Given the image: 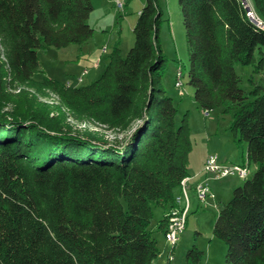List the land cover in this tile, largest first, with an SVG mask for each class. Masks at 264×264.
<instances>
[{
	"label": "trees",
	"instance_id": "obj_1",
	"mask_svg": "<svg viewBox=\"0 0 264 264\" xmlns=\"http://www.w3.org/2000/svg\"><path fill=\"white\" fill-rule=\"evenodd\" d=\"M177 3L193 100L205 113L234 112L231 130L254 166L218 208L213 234L226 245L225 264H264V87L251 78L246 94L235 71L250 66L264 77V30L237 0ZM251 5L264 14V0ZM92 11L91 0H0V99L10 101L8 88L37 82L40 49L86 42ZM162 21L158 0H146L133 45L124 57L113 50L99 77L73 88L38 82L75 120L127 132L121 143L63 132L33 108L0 116V264H153L152 208L163 210V235L192 149L186 116L176 122L161 83ZM202 254L193 246L187 263Z\"/></svg>",
	"mask_w": 264,
	"mask_h": 264
},
{
	"label": "rangeland",
	"instance_id": "obj_2",
	"mask_svg": "<svg viewBox=\"0 0 264 264\" xmlns=\"http://www.w3.org/2000/svg\"><path fill=\"white\" fill-rule=\"evenodd\" d=\"M145 1L123 0V5L119 7L115 0H91L93 11L87 23L93 29L92 36L81 44H70L61 48L45 46L40 49L38 51L40 68L33 76L37 82H31L25 87L8 88L7 92L11 94V99L10 101L0 99V116L4 115L5 118L11 115L22 116L17 114L20 110L33 108L48 117L55 118V124L63 132L92 133L109 144L121 143L127 132L109 129L93 121L75 120L60 103L58 97L48 89L42 88L38 82L43 77H47L63 85L69 83L73 88L87 85L99 77L106 59L113 50L124 57L133 45V27ZM249 2L251 4V0ZM158 3L163 12L160 42L166 57L161 83L177 109L176 122L179 123L184 115L187 119L192 146L189 154V173L191 176H199L198 180H203L205 176L201 169L208 155H216L221 164H241L246 158V144L238 141V136H235L231 130L233 111L223 112V108H217L205 114L194 102L192 89L186 84L187 56L177 0H158ZM258 15L264 22V14ZM4 51L0 41L1 59H4ZM92 63H98V66L93 68ZM83 70H88L87 74H83ZM178 71L182 74L180 90L175 87ZM235 71L241 78L240 86L246 94L251 90V78L254 83L258 82L264 87V77L253 73L250 66L237 64ZM80 77L82 82L77 83ZM253 172L254 166L251 164L248 179L252 177ZM243 182L244 180L237 176L215 179L208 175L212 197L203 203L197 199L194 188L190 185L188 191L190 209L184 230L179 235L174 248H170L162 232L157 230L163 210L160 206H153L149 229L154 233L159 251L153 264H188L186 252L193 246L203 253L198 264H225L226 245L214 236L213 225L218 208L231 199L233 189Z\"/></svg>",
	"mask_w": 264,
	"mask_h": 264
},
{
	"label": "built area",
	"instance_id": "obj_3",
	"mask_svg": "<svg viewBox=\"0 0 264 264\" xmlns=\"http://www.w3.org/2000/svg\"><path fill=\"white\" fill-rule=\"evenodd\" d=\"M123 0H115L116 4L120 7L123 5ZM242 8L244 9L245 15L247 19L257 28L264 30V22L257 14V12L253 9L249 0H237ZM88 70H83V74H87ZM181 71L176 73L175 87L179 90L182 87L181 82ZM82 78L77 79V83H81ZM68 87L70 84L67 83ZM207 114V113H205ZM201 171L204 173L205 178L203 180L198 181L194 184V192L197 199L200 202H206L209 197H212V192L210 186L208 184V175L215 178L220 179L227 176H237L240 179H246L250 173L249 164L244 161L241 164H232L226 165L218 162L216 155H208L205 158L203 163V167ZM193 176H187L183 178L180 183V194L175 199V205L172 206L165 214L166 223H165V231H164V240L170 246V248H174L179 235L182 233L185 227L186 216L190 209V197H189V181ZM171 251V249H170ZM171 254L168 256L170 259Z\"/></svg>",
	"mask_w": 264,
	"mask_h": 264
},
{
	"label": "crops",
	"instance_id": "obj_4",
	"mask_svg": "<svg viewBox=\"0 0 264 264\" xmlns=\"http://www.w3.org/2000/svg\"><path fill=\"white\" fill-rule=\"evenodd\" d=\"M91 65L93 66V68H95L96 66H98V63H92ZM189 166H190V162L188 163V168H189ZM188 175L191 176V174L189 173V170H188ZM198 177L197 176H193L192 179L189 181V185H191L192 188H193V186H194L195 183H197L198 181H200V180H198L199 179ZM162 215H163V213H162Z\"/></svg>",
	"mask_w": 264,
	"mask_h": 264
}]
</instances>
